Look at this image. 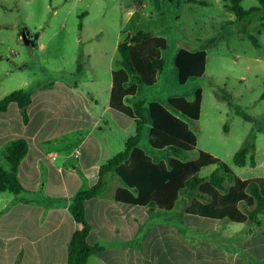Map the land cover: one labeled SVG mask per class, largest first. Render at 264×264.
<instances>
[{
  "label": "rangeland",
  "instance_id": "1",
  "mask_svg": "<svg viewBox=\"0 0 264 264\" xmlns=\"http://www.w3.org/2000/svg\"><path fill=\"white\" fill-rule=\"evenodd\" d=\"M0 0V98L15 90H34L55 82L76 85L93 108L108 105L112 71L120 55L117 45L129 34L150 32L166 39L162 50L165 68L154 85H138L131 103L139 100L159 102L174 111L171 98L193 101L197 89H202L200 117L194 121L184 116L197 137L195 150L185 153L181 160L197 159L205 151L227 164L242 177H264V8L257 0H242L245 11H260L239 20L227 9L223 0ZM89 17L82 19L81 12ZM133 11V14H130ZM80 24L83 25L82 30ZM39 35L35 47L26 46L20 31ZM258 39L259 47L250 40ZM181 49L207 52L206 71L182 85L178 81L175 58ZM63 94L53 99L63 105ZM59 105V104H58ZM55 115L69 117L67 107L54 106ZM148 115V111L145 112ZM124 122H132L125 114ZM46 113H39L36 122ZM112 121L110 116L103 119ZM22 123L14 122L15 127ZM113 128V155L125 148L126 139L135 134L133 128ZM148 126L141 141L149 155L159 158L169 152L154 149L147 141ZM110 133L109 131H107ZM84 132L83 135H86ZM100 137H104L103 133ZM15 138L0 142V165L10 170L5 158L6 147ZM245 144L249 153L261 164L257 169L237 167L236 152ZM255 145V146H254ZM170 154V153H169ZM77 160L71 158L67 168ZM249 162V158L247 160ZM250 164V163H249ZM217 165L202 169L200 176L208 177ZM247 170L250 174L242 176ZM115 175V174H114ZM1 195V193H0ZM6 195L10 196V193ZM179 198V212L183 201Z\"/></svg>",
  "mask_w": 264,
  "mask_h": 264
},
{
  "label": "crops",
  "instance_id": "2",
  "mask_svg": "<svg viewBox=\"0 0 264 264\" xmlns=\"http://www.w3.org/2000/svg\"><path fill=\"white\" fill-rule=\"evenodd\" d=\"M79 16L87 19L89 12ZM77 88L55 82L29 90L27 124L16 103L0 113V142L24 138L29 146L18 170L24 191L0 195V264H17L19 257L22 264H67L68 244L76 229L69 212L72 199L96 183L100 165L114 156L112 127L135 126L131 117L127 116L132 122L126 123L116 114L123 113L110 108V97L100 110ZM55 93L63 94V105L53 99ZM54 106L69 108V117L53 114ZM39 113L46 115L36 122ZM108 116L112 121L102 127ZM14 122L22 124L15 127ZM169 153L150 156L166 162ZM71 158L77 161L67 168ZM254 158V165L247 162L243 167H260ZM247 174L245 170L242 176ZM250 178L256 177L241 179ZM122 187L119 177L110 174L105 195L85 202L91 226L87 242L102 247L87 264H264V215L256 225L207 218L187 213L190 201H183L179 212L172 214L186 194L179 195L174 208L167 210L116 201L115 193Z\"/></svg>",
  "mask_w": 264,
  "mask_h": 264
},
{
  "label": "trees",
  "instance_id": "3",
  "mask_svg": "<svg viewBox=\"0 0 264 264\" xmlns=\"http://www.w3.org/2000/svg\"><path fill=\"white\" fill-rule=\"evenodd\" d=\"M188 1L205 4L203 1ZM257 1L264 8V0ZM223 2L239 20L260 11L259 8L245 11L241 5L242 0ZM23 31L25 29L20 31L21 36ZM250 40L259 47L255 36H251ZM166 47L165 38L145 31L129 34L117 45L120 60L117 68L112 71L109 106L135 121V135L126 139L123 151L100 165L96 183L81 189L72 199L69 212L76 222V229L68 244L67 264H87L91 256L102 250L98 244L90 245L87 242L91 226L86 219L85 202L105 195L107 177L110 174L117 175L123 183V187L115 193V200L119 202L171 210L179 195L186 194L190 199L186 211L190 214L255 225L259 223V217L264 215V177L241 179L222 160L205 151H200L197 159L181 160L185 153L196 149L197 137L188 123L178 115L198 120L202 89L196 90L193 101L171 98L169 104L177 112L175 114L159 102L146 105L145 101L139 100L131 103V99L137 94L138 85L151 86L157 82L158 74L165 68L162 50ZM206 64L205 50L181 49L175 58L179 83L184 85L190 78L203 75ZM262 93L261 97L264 99V92ZM31 98V92L27 89L12 91L0 98V113L6 112L11 103H16L23 123L27 124ZM147 126L148 143L154 149H167L171 153L166 162L154 160L141 148ZM249 148L245 144L234 155L233 162L237 167L245 166L248 158V163L255 164L254 155H250ZM28 150L29 146L24 138L13 140L6 147L5 158L11 168L5 170L0 165V193L19 195L24 191L18 179V170ZM212 165L218 167L210 176H200L203 168ZM241 206L245 207L244 211ZM248 207L252 209L247 210ZM17 264H22L20 257Z\"/></svg>",
  "mask_w": 264,
  "mask_h": 264
},
{
  "label": "water",
  "instance_id": "4",
  "mask_svg": "<svg viewBox=\"0 0 264 264\" xmlns=\"http://www.w3.org/2000/svg\"><path fill=\"white\" fill-rule=\"evenodd\" d=\"M21 38L26 46L35 47L37 45V38H39V35H29L25 30L23 31Z\"/></svg>",
  "mask_w": 264,
  "mask_h": 264
},
{
  "label": "built area",
  "instance_id": "5",
  "mask_svg": "<svg viewBox=\"0 0 264 264\" xmlns=\"http://www.w3.org/2000/svg\"><path fill=\"white\" fill-rule=\"evenodd\" d=\"M138 2H139V4H138V7H139V8L145 6L144 0H138ZM130 14H133V12H130Z\"/></svg>",
  "mask_w": 264,
  "mask_h": 264
},
{
  "label": "flooded vegetation",
  "instance_id": "6",
  "mask_svg": "<svg viewBox=\"0 0 264 264\" xmlns=\"http://www.w3.org/2000/svg\"><path fill=\"white\" fill-rule=\"evenodd\" d=\"M30 35V34H29Z\"/></svg>",
  "mask_w": 264,
  "mask_h": 264
}]
</instances>
